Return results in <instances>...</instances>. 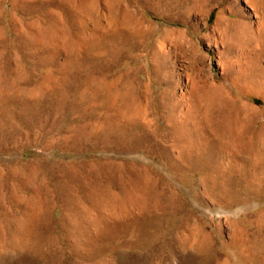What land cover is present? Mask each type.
<instances>
[{"label": "rangeland", "instance_id": "374dc122", "mask_svg": "<svg viewBox=\"0 0 264 264\" xmlns=\"http://www.w3.org/2000/svg\"><path fill=\"white\" fill-rule=\"evenodd\" d=\"M0 264H264V0H0Z\"/></svg>", "mask_w": 264, "mask_h": 264}, {"label": "bare ground", "instance_id": "6f19581e", "mask_svg": "<svg viewBox=\"0 0 264 264\" xmlns=\"http://www.w3.org/2000/svg\"><path fill=\"white\" fill-rule=\"evenodd\" d=\"M241 27V26H240ZM242 29V28H241ZM244 30V29H243Z\"/></svg>", "mask_w": 264, "mask_h": 264}]
</instances>
